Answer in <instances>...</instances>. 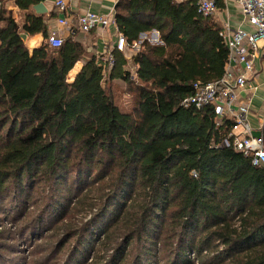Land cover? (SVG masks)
Returning a JSON list of instances; mask_svg holds the SVG:
<instances>
[{
  "label": "trees",
  "instance_id": "trees-1",
  "mask_svg": "<svg viewBox=\"0 0 264 264\" xmlns=\"http://www.w3.org/2000/svg\"><path fill=\"white\" fill-rule=\"evenodd\" d=\"M40 1L15 0L21 26L0 5V214L42 189L26 232L37 235L90 199L87 221L63 226L77 245L70 264L83 250L89 261L94 241L105 248L99 264H264V165L224 146L232 122L217 126L211 106L182 105L195 82L224 73L219 21L198 14L197 0H119L114 22L128 47L152 31L162 44L143 42L132 68L119 52L110 69L93 55L68 83L86 50L72 37L49 47L43 17L27 12ZM21 33L44 42L29 51ZM106 80L129 87L132 112Z\"/></svg>",
  "mask_w": 264,
  "mask_h": 264
},
{
  "label": "built area",
  "instance_id": "built-area-1",
  "mask_svg": "<svg viewBox=\"0 0 264 264\" xmlns=\"http://www.w3.org/2000/svg\"><path fill=\"white\" fill-rule=\"evenodd\" d=\"M115 5L119 0H105ZM188 1V0H177ZM55 8L63 12L65 0H53ZM244 22L251 27V31L232 29L227 22L221 26L220 37L228 50V57L224 73L218 80L207 83L195 82L192 85L193 94L182 102L184 107L200 110L205 106L213 108L217 126L222 121L232 122V128L224 146L232 147L250 157L252 166L264 165V146L262 139L252 137V129L247 121L248 105L241 101V94L246 85L256 75L254 61L260 51H264V0H236ZM197 12L202 17L216 14L214 0H197ZM59 27H68L65 18L58 19ZM112 28L114 42L107 46L102 54L108 60V69L113 66L112 52L127 54L133 59L140 50L143 42L162 44L159 34L152 31L141 34L139 40L128 47L124 36L117 32L114 19L91 11H87L78 18V31L83 34L96 32L98 38L104 39L106 31ZM68 29V28H67ZM68 31V36L73 37ZM63 36L59 33H48L46 43L51 48H59L63 43Z\"/></svg>",
  "mask_w": 264,
  "mask_h": 264
},
{
  "label": "rangeland",
  "instance_id": "rangeland-1",
  "mask_svg": "<svg viewBox=\"0 0 264 264\" xmlns=\"http://www.w3.org/2000/svg\"><path fill=\"white\" fill-rule=\"evenodd\" d=\"M103 86L121 112L133 111L136 98L127 85L106 80ZM93 196L91 194V198ZM32 197L33 200L23 207L15 201L9 202L10 204L2 210L4 214H0V264H70L71 251L77 248V245L70 240L71 236L67 235L63 226L68 230L76 229L82 221H87L86 211L91 200L81 202L69 215L65 225L54 227L52 226L54 220H50L44 224L46 226L44 229L33 235L26 232L28 226L37 220V213L40 211L38 200L43 197L42 189L33 193ZM96 243L94 241V249H87L90 251L89 261H84L86 252L83 250L81 258L75 264H99L100 260L105 259L103 257L105 248H99ZM158 259L161 260L160 255Z\"/></svg>",
  "mask_w": 264,
  "mask_h": 264
},
{
  "label": "crops",
  "instance_id": "crops-1",
  "mask_svg": "<svg viewBox=\"0 0 264 264\" xmlns=\"http://www.w3.org/2000/svg\"><path fill=\"white\" fill-rule=\"evenodd\" d=\"M224 9L216 12L214 17L219 21L221 26L227 22L232 29H243L251 31V27L244 22L240 9L236 4V0H223ZM45 12L37 14L33 10V6L27 11L41 15L47 26V33H59L63 39L69 37L68 31L73 33V40L79 42L86 50L84 60L78 61L72 70L68 73L66 80L71 83L75 76L79 73L85 63V59L93 55H102L107 46H111L114 42L113 30L109 28L105 33V38H98L96 32L83 34L78 31V18L87 11H91L114 19L115 5L105 0H65L66 7L63 12L55 8L53 0H41ZM0 5L5 10L11 12L13 18L22 25L24 12L20 11L15 0H0ZM65 18L68 22V29L58 26V19ZM22 40L29 51L38 48L44 42L42 35L29 36L21 33ZM128 61L129 68H132L131 57L127 54L123 55ZM128 56V57H127ZM255 76L246 85L244 92L241 94L240 100L248 105L247 121L252 131H261L264 125V51L261 50L258 58L254 61Z\"/></svg>",
  "mask_w": 264,
  "mask_h": 264
},
{
  "label": "water",
  "instance_id": "water-1",
  "mask_svg": "<svg viewBox=\"0 0 264 264\" xmlns=\"http://www.w3.org/2000/svg\"><path fill=\"white\" fill-rule=\"evenodd\" d=\"M32 8L37 14H41V13H44L46 11L42 3L34 5ZM252 137L255 139H260L261 138V131H252Z\"/></svg>",
  "mask_w": 264,
  "mask_h": 264
}]
</instances>
